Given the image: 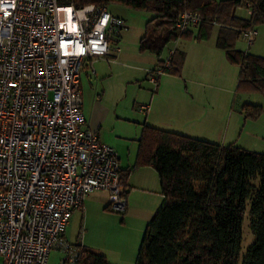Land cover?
Segmentation results:
<instances>
[{
    "label": "built area",
    "instance_id": "2783aa9c",
    "mask_svg": "<svg viewBox=\"0 0 264 264\" xmlns=\"http://www.w3.org/2000/svg\"><path fill=\"white\" fill-rule=\"evenodd\" d=\"M201 20L184 10L174 28ZM125 28L107 5L0 0V264H47L53 249L59 264H76L84 244L65 231L93 190L125 212L117 154L87 125L80 86L83 68L94 74V60H110L111 36ZM256 35L242 32L249 44ZM171 54L151 72L154 84Z\"/></svg>",
    "mask_w": 264,
    "mask_h": 264
},
{
    "label": "trees",
    "instance_id": "16d2710c",
    "mask_svg": "<svg viewBox=\"0 0 264 264\" xmlns=\"http://www.w3.org/2000/svg\"><path fill=\"white\" fill-rule=\"evenodd\" d=\"M76 7L87 3H120L150 14L139 49L158 60L170 41L189 36L174 23L184 10L201 14L197 40L207 39L210 25H219L216 46L230 63L239 66L238 89L264 91V57L242 52L223 36L238 37L264 22V0H68ZM251 9L249 19L234 13ZM161 29V30H160ZM255 29V28H254ZM164 72L179 73L184 53L179 51ZM153 71V70H152ZM246 117L259 108L244 104ZM137 165L156 170L163 203L147 223L135 264H238L242 221L246 211L254 241L241 264H264V154L234 144L220 145L181 133L143 125L138 139ZM120 182L124 178L120 172ZM248 206V207H247ZM76 264H112L103 254L83 246Z\"/></svg>",
    "mask_w": 264,
    "mask_h": 264
},
{
    "label": "rangeland",
    "instance_id": "374dc122",
    "mask_svg": "<svg viewBox=\"0 0 264 264\" xmlns=\"http://www.w3.org/2000/svg\"><path fill=\"white\" fill-rule=\"evenodd\" d=\"M107 7L112 15L119 16L125 20L126 28L122 29L118 35H112L110 39L111 48L115 45L121 51L118 53L112 50L111 53L115 57L113 60L109 57L110 60L108 61L110 62L103 61L105 59L102 58V61L100 60L93 64L96 71V77L93 80L86 78L85 73L81 74L83 101L89 96L91 97L92 94L93 96L101 94L102 90H105L106 105L118 104L117 107L121 111L119 115L124 117L137 115V118L142 119L145 113L140 111L139 106L150 102L155 86L150 81V70L157 61V57L154 54L139 49V39L144 34L145 25L150 18V14L141 10H133L120 3H110ZM234 13L241 19H249L251 9L240 6L235 8ZM210 26L207 39L197 40L199 29L192 27L189 29V36H180L176 40L168 42L162 50L158 60H166L169 52L177 49L174 59L178 56L179 51L182 50L186 53L187 59L185 60L187 61H185L184 68L181 71V77L168 76L166 81H164L165 83H163L158 97V105L173 104L177 83L183 86L186 82L189 87H193L194 81H198L196 76L200 67L206 68L212 74L207 82L210 85H216L217 88L206 87L205 92L219 93L221 92L220 87H226L229 82L233 84L234 88L232 92H229L228 97L233 117L238 116V112L241 111L244 104L254 105L259 108V114L256 118L246 117L245 113H243L244 120L240 126L241 136L239 143L247 150L264 154V91L236 89L237 64L228 61L232 64L230 65L225 62L227 58L224 51L215 46L220 26ZM254 28L257 31V35L251 44L242 35L234 36L232 31H225L223 36L235 49L264 57V22L256 24ZM217 54H219V57H216ZM200 59H204V61L201 63ZM218 60H222L224 63ZM164 74L167 73H161L160 77ZM127 123L133 127L135 126L132 122L127 121ZM130 143L134 142L130 141ZM144 189L149 193L147 197L142 199L144 203L142 205H145L146 201L147 205L157 207L160 202L157 176L150 179ZM133 210L137 211L139 209L133 206ZM123 216L109 208L105 209L102 207L93 211V218L108 236L123 235L127 231L130 222L122 223L120 218ZM78 226L79 222L75 221L67 228V240L71 243H74L78 236H80L83 243L87 229L84 225L81 228H78ZM141 235L143 234L138 235L136 239L138 240ZM253 241L254 235L250 231L249 216L248 211H246L242 221V242L238 264H241L243 255ZM61 257L62 253L57 249H53L50 252L47 264H59ZM1 262L2 258L0 257Z\"/></svg>",
    "mask_w": 264,
    "mask_h": 264
},
{
    "label": "crops",
    "instance_id": "0c3cea01",
    "mask_svg": "<svg viewBox=\"0 0 264 264\" xmlns=\"http://www.w3.org/2000/svg\"><path fill=\"white\" fill-rule=\"evenodd\" d=\"M117 48L119 47L114 45L110 50L108 57L112 60L115 55L111 51L118 53L121 51L120 48L119 50ZM216 48L218 47L216 46ZM173 51L176 52L177 49ZM180 51L184 53L180 72H166L167 74L162 77L158 76L150 102L139 106L140 111H142L141 106L149 105L147 112L142 111L145 113L142 119L137 118V115H134V117L119 115L121 111L117 107L118 104L106 105L105 90H102L101 94H95L94 96L92 94L91 97L89 96L83 101L82 75H80L82 109L86 123L97 133L100 141L114 148L118 157L121 176H123L125 182L121 188L126 199V210L120 213L122 216L125 215L120 219L124 224L129 221L130 226L123 235L108 236L106 232L104 233V230L100 228L95 218H93V211L102 207L105 209L109 208L108 194L102 190H93L85 196L82 205L74 209L67 228L75 221L79 222L78 228L84 225L87 229L83 240L84 246L103 254L112 264H135L143 235L139 236L138 240L136 237L144 234L147 223L163 203V195L161 194L160 181L156 170L151 165H137L138 139L143 125L205 139L220 145L234 144L242 147L239 140L241 136L240 126L244 120V114L240 111L238 116L233 117L230 102L228 101L229 92H232L234 86L229 82L226 87H220L221 92L219 93L205 92L206 87L217 88L216 85H210L207 82L212 75L208 69L200 67L196 76L198 81H194L193 87H189L186 82L183 86L177 83L173 104L158 105L161 87L167 77H181L180 74L184 68L185 61H187L185 60L187 56L184 51ZM217 56L219 57V54ZM100 60L102 61L103 59L98 58L93 61V64ZM103 61L110 62L108 60ZM203 61L204 59H200L201 63ZM218 61L224 63L222 60ZM225 62L229 63L228 60H225ZM161 64L162 62L156 61L150 70V74L152 70ZM236 67V89H238L239 66L237 65ZM230 70L232 71L231 68ZM82 73H85L86 78L89 80H93L96 77V71L92 74L86 66L83 68ZM127 121L132 122L135 126L128 124ZM130 141L134 143H130ZM156 176L159 185V205L157 207L149 206L146 201L145 205H142L144 204L142 199L147 197L149 193L144 189V186ZM133 206L138 207L139 210H133ZM66 231L65 237L67 238ZM90 232H92L91 235Z\"/></svg>",
    "mask_w": 264,
    "mask_h": 264
}]
</instances>
